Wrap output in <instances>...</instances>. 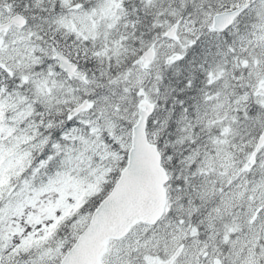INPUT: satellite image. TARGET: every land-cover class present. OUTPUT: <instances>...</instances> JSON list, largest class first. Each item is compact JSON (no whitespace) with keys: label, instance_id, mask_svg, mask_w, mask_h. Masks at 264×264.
Wrapping results in <instances>:
<instances>
[{"label":"snow or ice","instance_id":"6c2138e0","mask_svg":"<svg viewBox=\"0 0 264 264\" xmlns=\"http://www.w3.org/2000/svg\"><path fill=\"white\" fill-rule=\"evenodd\" d=\"M0 264H264V0H0Z\"/></svg>","mask_w":264,"mask_h":264}]
</instances>
